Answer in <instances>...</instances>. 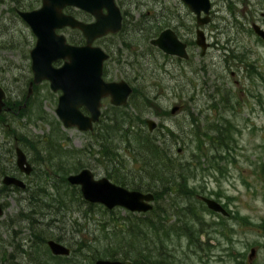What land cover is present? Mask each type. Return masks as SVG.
I'll return each instance as SVG.
<instances>
[{"label": "rangeland", "instance_id": "1", "mask_svg": "<svg viewBox=\"0 0 264 264\" xmlns=\"http://www.w3.org/2000/svg\"><path fill=\"white\" fill-rule=\"evenodd\" d=\"M41 2L40 0L37 6ZM14 5L12 0H0V77L5 87L6 85L12 88L19 86L21 90L23 87V96L27 93L28 81L33 75L29 51L36 36L30 26L13 11ZM115 39V36L111 37V40ZM8 45L13 46L8 47ZM212 52L206 56H200L197 52L190 63L182 69L173 62L163 63L164 59L158 54L155 57L142 58L138 61L130 57L131 66L125 64L123 70L112 57L106 62L105 68L112 74L110 76L127 78L134 85L136 90L130 96L128 106L125 107L129 115L135 117L136 114L141 113L145 120L154 118L158 125L159 123L168 126L183 125V131L180 132V144L184 145L185 151L181 159L190 160L196 166L195 175L190 178V182L197 193L193 200H183L188 202L183 204H187L198 213V216L194 217L197 232L192 238L189 234L172 233L173 235L164 246L163 258L166 259V264H264V175L258 170V162L264 155V149L258 146L262 141L260 131L256 129L259 122V110L254 104L246 105L237 101H234L235 110L227 106L226 97L230 87L236 89L237 97L242 94L230 74L231 69L229 66L226 67L221 47L216 46ZM201 64L206 65L205 73L202 72ZM195 66L201 68L198 70V76L194 72ZM237 78L240 77L237 76ZM38 85L37 89L44 95L42 100L45 111L41 107V112L44 111L45 116H49L54 122L50 125L39 118L26 121L29 115L25 114V118L22 119L24 123L19 125L18 131L26 134L34 133L33 136L36 138L48 132L63 133L66 136L67 148H86L89 141L94 142L96 132L93 130L83 131L76 126L65 128L62 124V128L59 127L55 122L57 118L55 108L60 90L53 91L47 80ZM209 93L214 95L208 98ZM181 95L191 114L187 115L180 111L171 113L172 106L181 102ZM193 96H197V103L194 102ZM207 99L214 102V110L205 109L204 113L208 120L203 121L204 114H201L197 104L202 106ZM107 101L109 98L103 100V116L111 114ZM250 107H254V110ZM191 115H198L202 121L193 124ZM247 117L255 124L247 123L245 119ZM228 118L232 121L231 125ZM209 123H211V130ZM218 126L231 128L229 146L217 145L218 133L213 128ZM160 129L164 130L165 126H161ZM98 149L96 144L93 145L92 150L87 149L90 152L86 155L89 157L86 166L90 167L97 177H102L106 175L107 168ZM31 152L33 153L32 149H30ZM120 152L122 158L129 160L132 157L127 148L123 147ZM132 165L131 162L129 166L134 170ZM35 174L27 180L29 187L40 182V180L35 182ZM29 191L28 188L25 191L17 190L15 194L7 195L5 201L8 202V207L0 218L8 221L17 211L21 214L22 208L25 212L30 211L33 208L32 204L24 199ZM199 194L218 200L229 214L212 210L204 200L203 202L199 200ZM171 202L172 200L166 196L162 200H154L153 204L169 207V204L172 206ZM101 205L103 207L92 206L94 211L89 217H84L82 211L77 210L78 207L84 209L87 205H79L76 202L71 205L74 210L69 209L66 212L56 213L51 207H43L42 212L45 214L37 213L35 216L41 222L50 221L52 227L49 226V230L58 231L63 227L68 231L69 239L75 243L82 235L95 239L93 234L95 231L96 235L105 236L103 241H99L102 248L106 246V242L114 239V248L119 246L123 248V244L119 245L118 242L120 236L117 237L112 232L105 235L102 228L104 225L110 226L109 219L112 216L117 220H123L132 215L129 210L121 206H118L115 213H107L103 210L105 206ZM187 211L180 208L171 209L170 222L184 217ZM30 226V220L23 217H20L19 223L10 230L6 229V225L1 226L0 245L7 252L13 250L14 244H20L29 249L34 239ZM35 228L38 229L39 226L36 224ZM14 230L19 231L17 237ZM121 239L122 242L127 240L125 236ZM68 245L72 247L71 244ZM253 247L255 254L250 259ZM88 255L86 247L85 252L73 251L71 261L63 264H94L96 258L89 259ZM19 261L20 264H29L28 256L21 253H19Z\"/></svg>", "mask_w": 264, "mask_h": 264}, {"label": "flooded vegetation", "instance_id": "2", "mask_svg": "<svg viewBox=\"0 0 264 264\" xmlns=\"http://www.w3.org/2000/svg\"><path fill=\"white\" fill-rule=\"evenodd\" d=\"M114 2L122 15L120 28L117 31L110 30L105 34L96 37L93 41V45L101 47L109 54V57L104 60L103 64V78L106 81L125 80L133 87L132 93L134 92V85L127 78H114L113 76H110L112 74H110V71L105 68V64L112 57L116 60L117 65L121 67L122 70L125 64L131 66L130 57H132L133 60L138 61L142 58L155 57L157 54L164 59L163 63L167 64L173 62L182 69L190 63V60L194 58V54L197 52H199L198 54L200 56H206L209 52L212 54V50L215 49L216 46H220L222 53L225 56L224 60L226 67L229 66L231 69L230 74L236 85L239 86V91L242 94L237 97L236 89L230 87L226 97V100L228 101L227 106L230 107V109L235 110L234 101L243 102L246 105H256L259 110V122L256 129L260 131L262 138V141L259 142L258 146L261 149H264V0H114ZM41 4L34 8H17L16 14L25 21L20 15L19 10L35 9L40 7ZM64 12L85 22H92L96 19V17L89 11L72 4H67L64 7ZM103 12H108L107 6H103ZM26 23L29 25L28 22ZM57 32L64 34L66 41L69 44L81 46L87 43V37L79 27L65 25L64 27L57 29ZM163 32H165V35L163 34L165 42H176L177 53L168 52L152 41L153 39L158 38ZM114 36L116 39L111 40V37ZM223 37L225 38L223 39ZM36 40L37 36L33 46L30 48V57L31 49L35 46ZM180 44H182L183 47L180 48ZM68 60V57L58 58L53 61V64L55 66H61ZM205 66V64H201L202 72L204 73L207 71L205 70ZM199 69L201 68L197 66L194 67L196 76L199 75ZM32 73L33 75L31 79H28L27 93L23 96V87L21 84L20 86L22 87V90L19 89V86L12 88V86L6 85L5 87L1 79L2 77H0V85L4 90L2 98L4 103L0 110V204L3 209V213L0 214V217L4 215L6 208L8 207V202L5 201L7 195L15 194V191L25 189L28 185L27 180L34 173H36L34 175L35 182L41 179V174L45 173L46 170L52 173L48 164V158L51 155L49 151V142L56 132H48L47 134L36 138L33 136L34 133L30 132L29 134H26L18 131L19 125L24 123L22 122V119L25 118V114L29 115L26 121L39 118L50 125L54 122L51 121L49 116L46 117V114H44L45 109L43 108L44 103L42 100L44 95L37 89L40 82L34 83L30 86V82L34 78L33 69ZM237 76L240 78H237ZM44 80L49 81L50 88L52 89L50 80ZM205 87L206 86H204V88ZM61 92L62 91L60 90L58 100ZM132 93L128 97V102ZM213 95V93H209L208 98ZM196 97L197 96H193L195 103H197ZM105 98H109V101H107L109 106H123L128 104V102L123 105L114 104L111 100L112 95L108 94L102 97V112L103 100ZM175 105L177 106L176 112L180 111L185 112L187 115L191 114L186 107V102L182 95L181 102L176 103L173 106ZM213 105L214 102H212V100L209 101L208 99L202 106L197 104L201 114H204L203 121L207 118L204 113L205 109L214 110ZM41 107L44 109L43 113L41 112ZM81 108L86 114H89V111L85 106H82ZM172 108L171 113H173ZM250 108L254 110V107ZM102 112L100 119L103 117ZM190 117L193 124H198V121H202L198 115H191ZM100 119L95 122L92 129L86 131H94L95 126ZM245 119H247V123L255 124L251 122L252 120L249 117ZM228 120L229 123L232 122L229 118ZM59 121L65 128H68L57 115L55 122H57L58 125ZM210 124L211 123H209V129L211 130ZM180 126L181 132L183 131V125L181 124ZM204 134L206 133L204 132ZM18 147L25 152L27 161L32 165L30 173L23 171L18 164ZM29 147L33 150V153L31 152L32 155ZM184 151L185 149L182 148L179 153L183 155ZM258 163V170L264 175V155L261 156ZM7 175L23 179L26 182V186L20 187L14 182L6 183L4 179ZM50 179V176H47L44 178V182H50ZM32 207L31 210L35 213L37 207L33 205ZM35 214H37V212ZM227 214H229V212L226 213V215ZM20 217L22 218L21 214L17 211L8 221L0 218V227L6 225V229L10 230L13 226H16V224L19 223ZM33 219L38 221L35 215ZM14 232L17 237L19 231L14 230ZM67 233L68 231L64 230L65 236H69ZM49 239L51 238L47 239V245L52 252L48 244ZM54 239L68 245L66 240ZM69 247L71 248V246ZM22 248H24L22 245L14 244L13 250L8 253H12L14 256L18 257L17 259L19 261V253ZM1 256L0 264H7L5 255L1 253ZM132 264L135 263L132 262Z\"/></svg>", "mask_w": 264, "mask_h": 264}, {"label": "trees", "instance_id": "3", "mask_svg": "<svg viewBox=\"0 0 264 264\" xmlns=\"http://www.w3.org/2000/svg\"><path fill=\"white\" fill-rule=\"evenodd\" d=\"M12 1L15 3L13 8L15 13L17 8H34L40 2V0ZM12 46L8 45V47ZM126 106L128 105H110L111 114L103 116L97 123L94 129L96 132L94 142L89 141L86 148H67L65 134L57 132L49 142L51 155L48 158V164L52 173L46 170L41 174L39 183L31 187L27 185L20 191L29 188L30 191L24 199L29 200L33 206L37 207V213L45 214L42 212L43 207H51L56 213L66 212L69 209L74 210L71 205L76 202L79 205H87L86 208L78 207L77 210H81L84 217H89L94 211L92 206H103L87 201L82 195L80 186L71 184L67 176L72 171L80 170L88 165L87 158L89 157L86 155L90 151L87 149L92 150L93 145L96 144L99 147V154L106 162V175L113 181L130 188L153 191L156 201L167 196L172 200V206L169 204L167 207L159 204L147 212L139 213L129 210L132 217L123 220H117L112 216L109 219L110 226L104 225L102 231L105 235L112 232L117 237L120 236L118 242L119 245L123 244V248L120 246L114 248L115 239L106 242V246L102 248L99 241H103L105 236L100 237L95 234V231H93L95 239L88 235H82L75 243L69 239V236H65L63 227L58 231L49 230L48 227H52L50 221L41 222L39 219L35 221L33 217L36 211L33 213L34 211L30 209L25 212L22 208L21 216L30 220V231L34 238L29 249L22 248L20 250L22 255L28 256L29 264H63L71 261L70 257L73 251L85 252V247L89 253L87 256L89 259L96 258L97 260L100 257H109L124 261L131 260L135 264H166V259L163 258L164 246L173 235L172 233L189 234L190 238L195 236L197 231L195 230L196 220L194 217L196 218L198 213L187 204H183L188 203L183 200H193L197 193L190 182V178L195 175L196 166L190 160L183 161L181 159L182 154L178 151L179 147L185 149L184 145L180 144L181 126L178 124L168 126L159 123L157 128L151 131L146 125L143 115L138 113L132 117L125 110ZM229 124L231 125V123ZM161 126H165V129H160ZM229 126L214 128L218 133L217 145L229 146L232 133ZM59 127L61 128L60 121ZM123 143L124 146H122ZM123 147L132 154L129 160L121 157L120 151ZM131 162L134 170L129 166ZM47 176H50L51 183L43 181ZM199 200L201 199L199 198ZM117 208L105 207L103 210L107 213H115ZM173 208L188 211L185 212L183 219L180 218L171 223V209ZM35 223L39 226L38 229L35 228ZM123 236L127 238L126 242H122ZM48 238L66 240L68 244L72 245L71 254L68 256L53 254L47 245ZM0 246L2 248L0 255L1 253L5 255L7 264H20L18 257L8 253L2 245Z\"/></svg>", "mask_w": 264, "mask_h": 264}, {"label": "water", "instance_id": "4", "mask_svg": "<svg viewBox=\"0 0 264 264\" xmlns=\"http://www.w3.org/2000/svg\"><path fill=\"white\" fill-rule=\"evenodd\" d=\"M67 4L79 6L90 13L96 19L85 22L71 14L64 12ZM103 6L108 7V12H103ZM207 8V7H206ZM20 15L29 23L36 34L35 46L31 49L32 69L34 83L49 79L53 90H61L56 113L66 127L76 126L80 130H90L95 122L100 119L102 97L112 95V102L123 105L128 102V97L133 87L125 80L106 81L103 78L104 60L109 57L101 47L93 45L96 37L108 31H117L121 26V12L114 0H42L40 7L31 10H19ZM71 25L79 27L87 37V43L81 46L67 43L66 37L58 33L57 29ZM163 32L152 41L164 50L177 53L176 42H165ZM163 36V37H162ZM183 47L180 44V48ZM69 58L61 66H55L53 61L58 58ZM4 90L0 85V110L3 105ZM82 106L89 111L86 114ZM177 106H173L175 113ZM149 130L153 131L158 124L154 118H148ZM182 148H179L181 151ZM18 164L23 171L30 173L32 165L27 161L25 152L17 148ZM71 184L79 185L83 197L94 203H101L108 208L116 206L124 207L133 212H147L154 207L155 194L153 191H145L130 188L116 183L108 176L96 177L93 170L84 167L67 176ZM6 183L14 182L20 187H25L26 182L15 176L7 175ZM209 208L222 213H228L221 202L213 197L199 194ZM3 213L0 204V214ZM48 244L54 254L68 255L71 248L59 240L51 238ZM255 254V248L251 249L250 259ZM132 264L131 260L124 262L122 259L98 258L94 264Z\"/></svg>", "mask_w": 264, "mask_h": 264}]
</instances>
